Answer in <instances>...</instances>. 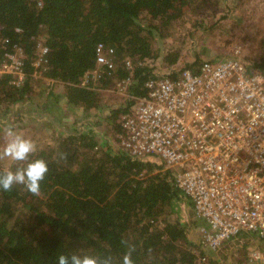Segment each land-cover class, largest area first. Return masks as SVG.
I'll use <instances>...</instances> for the list:
<instances>
[{
  "label": "trees",
  "instance_id": "trees-1",
  "mask_svg": "<svg viewBox=\"0 0 264 264\" xmlns=\"http://www.w3.org/2000/svg\"><path fill=\"white\" fill-rule=\"evenodd\" d=\"M214 4L215 0H0V56L13 44L21 45L29 73L42 37L47 46L43 75L56 79L47 85L49 95L57 96L49 112L59 123L73 125L51 143L37 145L29 157L47 162L39 196L23 185H14L10 192L0 190V264H58L60 255L72 254L111 257L113 264H122L129 249H134L133 264H201V253H207L210 264H249L248 245L239 246V239L253 235L264 244L263 238L240 231L215 252L198 247V239L190 235L198 218L189 215L183 222L174 215L177 202L190 208L191 201L173 184L170 170L158 158L136 157L117 146L119 117L126 105L108 102L102 91L78 85L95 65L99 41L112 45L117 58L143 60L131 87L136 95L145 93L143 81L149 75H173L183 66L195 70L198 58L180 66L178 48L162 41L185 11L203 13ZM259 48L252 64L264 68V36ZM115 72L124 75L127 70L117 63ZM10 79L9 74L0 76L2 113L32 89L29 75L19 86ZM111 81L109 76L100 83L106 87ZM103 106L107 113L96 115ZM79 114L96 116L94 124H105L116 147L92 127L82 130ZM21 166L12 161L7 169L0 162V172ZM235 248L238 256H233ZM231 249L234 259L228 260Z\"/></svg>",
  "mask_w": 264,
  "mask_h": 264
},
{
  "label": "built area",
  "instance_id": "built-area-1",
  "mask_svg": "<svg viewBox=\"0 0 264 264\" xmlns=\"http://www.w3.org/2000/svg\"><path fill=\"white\" fill-rule=\"evenodd\" d=\"M42 41L39 36L31 72L25 70L23 47L15 43L0 56V76L11 75L17 86L27 75L47 85L56 81L43 75ZM94 52L95 65L78 85L129 100L120 103L126 109L119 117L117 146L136 157L158 158L170 170L173 184L203 220L198 247L215 252L240 231L264 240V68L240 56L203 59L195 70L183 66L173 75L147 76L145 93L136 95L131 87L143 60L117 58L114 47L102 41ZM117 63L126 74H116ZM109 76L111 84L103 87L101 80ZM246 257L249 264H264V244L249 248ZM198 259L210 264L207 253Z\"/></svg>",
  "mask_w": 264,
  "mask_h": 264
},
{
  "label": "rangeland",
  "instance_id": "rangeland-1",
  "mask_svg": "<svg viewBox=\"0 0 264 264\" xmlns=\"http://www.w3.org/2000/svg\"><path fill=\"white\" fill-rule=\"evenodd\" d=\"M183 14V18L174 21L173 32L170 37L162 41L164 43L172 41L175 45L173 47L178 48L183 62L180 66H183L184 62L195 60V58L202 61L203 59H222L231 56H240L246 62L252 64L251 58L258 57L260 51L259 41L264 36V0H248L240 4L235 0H215V4L210 10L203 13L187 10ZM30 83L32 84V89L29 93L32 94L31 96L34 97V100H37V103L41 102L40 109L42 111H48V107L49 109L51 108L46 106L47 97L50 96L48 92L49 86L41 78L32 79ZM103 93L108 102L109 99L112 103L125 102L124 98L117 96L113 92L103 91ZM20 107L22 106L15 103L11 104L4 113L0 109V119L4 122L0 124V154H2L5 145L11 139L8 135L9 130L31 139L37 146L48 142L51 143L63 131L72 129L73 125L68 123L69 121L65 123L57 121L61 127H53L51 118L49 119L48 116L43 117L42 121H39L36 115L23 118V114H20L21 117L16 119L17 111ZM103 109L107 111L108 107L104 106ZM99 113L103 115L101 111ZM106 113L104 112V114ZM49 115L51 117V113ZM79 116L81 117H78L77 122L80 127H83L82 130L90 128L89 125L92 123L93 132L101 133L106 139L113 140V146L114 148L116 147V142L112 139L110 132L106 130V125L102 122L94 124L95 119H97L96 116L80 114ZM8 117L11 119L9 122L7 121ZM86 118H88V121H84ZM0 162L4 168L10 169L12 163L10 158L4 157L0 159ZM175 210L174 215H178L183 222H188L189 215L197 217L192 204L189 208L183 201L175 204ZM197 218L198 224L193 231H189L194 241L199 238L198 226L203 223L201 218ZM245 243L248 245L246 247L247 250L262 244L253 235L243 236L239 239V246L242 247V244ZM234 252L235 255L233 256L240 254V250L237 251L236 248ZM232 253L231 249L228 260L229 258L234 259L230 256ZM213 255L217 260L220 259L217 255Z\"/></svg>",
  "mask_w": 264,
  "mask_h": 264
},
{
  "label": "clouds",
  "instance_id": "clouds-1",
  "mask_svg": "<svg viewBox=\"0 0 264 264\" xmlns=\"http://www.w3.org/2000/svg\"><path fill=\"white\" fill-rule=\"evenodd\" d=\"M8 135L11 139L0 154V159L8 157L12 161L20 162L23 166L16 168L15 171L0 172V190L10 192L14 185H23L29 193L39 196L41 182L48 172L47 162L43 159H29L30 155L36 151V144L31 139L15 134L11 130ZM61 158L63 159L64 156L62 155ZM133 250L129 249L123 256L122 264H133L131 258ZM58 264H113V261L111 257L98 258L90 255L72 254L70 256L60 255Z\"/></svg>",
  "mask_w": 264,
  "mask_h": 264
},
{
  "label": "crops",
  "instance_id": "crops-1",
  "mask_svg": "<svg viewBox=\"0 0 264 264\" xmlns=\"http://www.w3.org/2000/svg\"><path fill=\"white\" fill-rule=\"evenodd\" d=\"M32 94L29 93L28 97H26L23 101H19L18 104L21 105L22 107H20V109L17 111L18 115H16V119L20 118L21 115L23 114V118L26 117H33L34 115H36V118L39 119V121H42V118L45 116H48V118H51L52 123H54L57 127L59 126V128L61 127V125H57V120H55V118L53 117V115L51 114L50 117V113L49 111H51V108L49 109L48 107V111H42L41 108V102L37 103V100H34V97L31 96ZM56 95V94H55ZM51 97V99H49ZM48 102L46 104V106H50L52 104L55 103L57 96H53V94H51V96L47 97ZM54 101V103H53ZM120 103H117L116 105H118ZM104 107V106H103ZM103 107L101 108V113H103ZM47 108V107H46ZM14 110V109H13ZM52 110H56L54 107H52ZM103 115H105L103 113ZM11 119L10 117L7 118V121L9 122ZM53 120H55L56 122H54ZM41 123V122H40Z\"/></svg>",
  "mask_w": 264,
  "mask_h": 264
},
{
  "label": "water",
  "instance_id": "water-1",
  "mask_svg": "<svg viewBox=\"0 0 264 264\" xmlns=\"http://www.w3.org/2000/svg\"><path fill=\"white\" fill-rule=\"evenodd\" d=\"M54 122H56L55 120H53ZM4 122H3V120L2 119H0V124H3ZM57 125H59V123H57Z\"/></svg>",
  "mask_w": 264,
  "mask_h": 264
},
{
  "label": "flooded vegetation",
  "instance_id": "flooded-vegetation-1",
  "mask_svg": "<svg viewBox=\"0 0 264 264\" xmlns=\"http://www.w3.org/2000/svg\"><path fill=\"white\" fill-rule=\"evenodd\" d=\"M90 125H91V124H90ZM90 125H89V126H90Z\"/></svg>",
  "mask_w": 264,
  "mask_h": 264
}]
</instances>
